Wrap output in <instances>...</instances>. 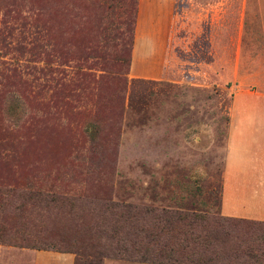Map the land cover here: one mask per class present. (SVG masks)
<instances>
[{"label": "rangeland", "instance_id": "374dc122", "mask_svg": "<svg viewBox=\"0 0 264 264\" xmlns=\"http://www.w3.org/2000/svg\"><path fill=\"white\" fill-rule=\"evenodd\" d=\"M102 1L0 0V29L30 38L47 30L51 69L48 87H38L42 78L21 84L7 70L16 66L28 82L36 73L25 66L41 67L42 62L0 48V221L21 226L39 247L1 242L0 264H30L35 250L74 254L75 244L88 237L95 245L98 230L112 234L120 228L123 236L125 229L136 228L121 224L123 215L134 211L148 223L161 215L159 208L216 215L190 230L188 236H200L184 256L190 262L227 249L226 233L246 227L219 219L215 207L227 109L233 87L243 86V48L237 52L236 75L228 62L229 0H221L217 86L211 80L196 86L133 77L131 59L127 66L130 42L137 21H144L137 18L147 16L148 0H117L108 3L111 9ZM236 14L239 24L242 15ZM100 36L106 44L101 51L91 50ZM29 192L62 199L27 200ZM205 237L206 244L201 242ZM142 252L130 249L125 255L135 258ZM87 259L95 264L138 262Z\"/></svg>", "mask_w": 264, "mask_h": 264}, {"label": "crops", "instance_id": "0c3cea01", "mask_svg": "<svg viewBox=\"0 0 264 264\" xmlns=\"http://www.w3.org/2000/svg\"><path fill=\"white\" fill-rule=\"evenodd\" d=\"M146 7L147 16L137 18L144 21H137L133 34L132 76L196 86L211 80L217 86L221 0H148ZM228 11L233 17L227 26L233 52L228 62L236 75L242 47L243 86L231 88L215 207L222 216L264 222V0H229ZM31 255L30 264H73L74 259L54 250Z\"/></svg>", "mask_w": 264, "mask_h": 264}, {"label": "trees", "instance_id": "16d2710c", "mask_svg": "<svg viewBox=\"0 0 264 264\" xmlns=\"http://www.w3.org/2000/svg\"><path fill=\"white\" fill-rule=\"evenodd\" d=\"M117 0H103L101 5H105L107 9H111L112 4L110 2H116ZM136 7V4H135ZM38 36L26 37L22 33L16 35L13 33L12 29L7 28L5 30L0 29V48L3 49H13L15 54L18 56L23 54H28V60H33L36 58L42 62L41 67L36 66H25L26 71H33L36 74L33 75L32 79L28 82H23L20 75L17 73L16 66L12 65L10 69L7 70V75L14 78L21 84H31V81L39 80L38 87L44 88L48 87L47 76H50L51 69L48 67L49 61V38L47 30ZM101 32V31H100ZM100 41L97 47L93 46L91 50L102 49L103 43L106 44L103 36H100ZM132 38L130 42L131 49ZM17 59V56H14ZM130 55L128 56L127 66L129 68ZM104 73L112 72V70L103 69ZM77 75H82L85 73H78ZM87 75V74H85ZM102 76V75H100ZM6 77V76H4ZM32 86V85H31ZM61 197H54L50 195H45L43 197L40 193L29 192L27 195V200L33 201H44L53 203L54 201L61 200ZM0 206H2L0 204ZM157 209V208H156ZM161 215L153 217L148 223L144 221L141 214L134 216V213H139L134 211L130 213L131 215H123L121 219L122 226L126 227L129 224L133 226V230L130 232L125 229L123 231V236L118 233L120 228H114L112 234H105L103 232L97 231L95 235L96 244L93 245L90 242V237L86 241H80L75 244L76 248L74 251L73 264H95V261L88 260V257H102L111 256L115 259H123L129 261L146 262L152 264H264V222L252 221L247 219L232 218L220 215L218 218L223 221H235L240 224L245 225V229L236 231L235 233H226L224 238H228L231 242V246L227 249L217 252L214 257V263H212V258H206L201 261L190 262L184 256L190 243L194 238H200L199 235H192L190 230L198 225L199 223H204L208 221L209 218L216 216H210L207 212H189L180 209L171 208H159ZM150 209H147L145 213H150ZM5 219V218H4ZM2 225V221H0ZM189 231V233H187ZM22 227L19 228L11 227L5 222V226H0V243H6L18 247H36L34 243L30 242L29 239L22 234ZM104 238V241H102ZM205 241V242H204ZM206 237L201 238V242L206 244ZM182 242L184 247L180 248L179 245ZM222 242V241H221ZM39 248V247H36ZM186 248V249H185ZM135 250L136 253L143 251L138 257H127L125 254L129 250ZM152 250V253H147L148 250ZM61 252V251H60ZM64 252V251H62ZM223 260V262H221ZM250 261V262H248ZM221 262V263H219ZM101 264V263H100Z\"/></svg>", "mask_w": 264, "mask_h": 264}]
</instances>
